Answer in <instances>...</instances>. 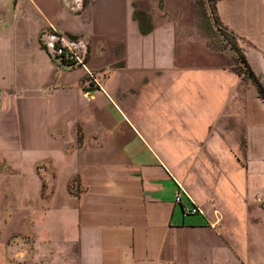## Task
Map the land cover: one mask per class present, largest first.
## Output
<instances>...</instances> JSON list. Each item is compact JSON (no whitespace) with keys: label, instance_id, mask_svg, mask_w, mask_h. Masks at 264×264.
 Returning a JSON list of instances; mask_svg holds the SVG:
<instances>
[{"label":"rangeland","instance_id":"obj_1","mask_svg":"<svg viewBox=\"0 0 264 264\" xmlns=\"http://www.w3.org/2000/svg\"><path fill=\"white\" fill-rule=\"evenodd\" d=\"M14 1L0 0V87L4 89L0 102V235H6L1 231L3 218L7 213L19 211L18 208L3 211L4 204L8 207L17 203L19 196L25 197L23 192L29 190L30 206L35 203L38 207V178L44 181L45 193L56 177L55 189L58 197H62L66 189L74 194L80 190L81 177L88 182L95 172L115 171L125 176L130 171L127 158L138 165L151 164L157 154L173 173L181 175L180 183L192 199L194 174L195 181L201 178L210 185V172L241 173L237 158L242 160L246 149L242 122L234 120L237 124L228 127L227 120L222 119L217 124L216 135L202 131L200 139L194 138L200 132L195 122L199 96L193 94V82L179 83L171 76H164L160 67L144 64L143 48L136 45L134 36L130 35V46H126L118 41L119 33L110 37L109 43L106 36L97 35L99 44L94 48L89 40L78 37L90 44L88 67L100 84L97 87L81 68H69L49 55L54 66L51 67L34 32L37 9L31 0H18L17 5ZM53 1L46 0L47 7ZM73 6L66 8L68 14L80 11V7ZM212 6L210 0H201L186 8L185 14H173L180 22L184 15L186 27L175 52L174 72L188 67L235 65L230 41L216 24ZM137 8L151 10L147 5ZM22 14H27V18ZM147 15L152 24L160 18L159 14ZM76 19L72 16L61 25L80 26ZM46 76L59 78L49 88H71L62 92L59 88L52 94L45 91L38 98L36 94ZM209 88L210 84L201 86L202 91ZM202 91L200 99L205 94ZM254 110L257 117L251 119V125L264 126V108L257 106ZM177 186L175 180L164 176L167 197L177 196ZM181 195L184 205L189 207ZM250 206L253 210L243 226L235 218L228 219L231 227L225 237L245 262L264 264V223L255 224L264 211V201L257 198ZM180 207L175 209L173 224H204L201 215L183 216ZM220 212L219 217L224 219V212L221 209ZM201 234L191 238L195 251L200 245L203 252L197 251L214 260V264H238L230 249L213 232Z\"/></svg>","mask_w":264,"mask_h":264},{"label":"crops","instance_id":"obj_2","mask_svg":"<svg viewBox=\"0 0 264 264\" xmlns=\"http://www.w3.org/2000/svg\"><path fill=\"white\" fill-rule=\"evenodd\" d=\"M31 1L38 12L34 25L38 46L50 63V56L40 41L42 31L50 25L69 36L86 38L92 48L99 44L97 35L106 36L109 43V38L119 33L118 41L126 46H130L132 35L136 45L143 48L144 64L160 67L164 76H171L179 83L193 82V94L199 96L195 122L200 132L195 133L194 138L200 139L202 131L216 135L217 124L222 119L227 120L228 127L234 126L235 121L242 122L246 149L242 160L235 156L241 166L240 174L210 172V185L204 184L201 178L195 181L197 175L194 174L191 194L204 214L201 215L204 224H173L178 205L174 201L176 197L166 196L164 176L175 180L178 190L184 188L180 183L182 177L173 173L165 159L157 154L151 164L138 165L126 157L130 171L125 176L115 171L95 172L88 182L81 177L80 190L74 194L66 189L62 197H58L55 189L56 177H52L54 181L45 193L44 181L38 178V207L35 203L30 206L29 190L23 192L25 197L19 196L17 203L2 206L6 212L13 208L19 211L7 213L3 218L1 231L6 235H0V264H200L207 261L208 256L199 252L202 251L200 245L195 251L191 238L205 232L219 237L238 264H250L232 247L225 233L231 227L228 219L235 218L243 226L248 221L249 211L253 210L250 203H255L257 198L264 201V126L250 123L257 117L254 108H264V101L257 97L256 88L231 67H188L174 72L175 52L186 27L184 15L180 22L173 14H185V9L194 7L198 0H85V5L81 0L80 8L75 0H55L50 8L46 0ZM17 2L15 0L14 4ZM137 5H147L151 10H140ZM70 6L80 11L68 14L66 8ZM135 10L160 15L148 35L140 33L138 21L134 19ZM215 10L223 27L238 37L239 47L264 87V0H215ZM21 16L27 18V14ZM72 16L77 17L80 26L62 27ZM51 67H54L52 63ZM58 81L59 78L46 76L36 96L39 98L45 91L52 94L59 88L60 92L71 88L48 87ZM205 83L210 84L208 91L201 89ZM0 90L3 99L4 89L0 87ZM201 91L205 92L203 99H200ZM220 209L224 219L219 217ZM260 213L258 223L253 222L256 225L259 221L264 223V211ZM213 262L210 258L205 264Z\"/></svg>","mask_w":264,"mask_h":264},{"label":"built area","instance_id":"obj_3","mask_svg":"<svg viewBox=\"0 0 264 264\" xmlns=\"http://www.w3.org/2000/svg\"><path fill=\"white\" fill-rule=\"evenodd\" d=\"M78 6H81V0H75ZM77 6V7H78ZM40 41L45 51L53 58L66 64L69 68L78 67L85 71L94 82L95 86L100 87L98 80L93 77L88 67V60L90 58V48L88 42L83 38L71 37L59 31L54 26L50 25L42 31ZM2 94L0 93V101ZM179 193L175 198L176 204L182 208L184 216L204 215L202 210L194 203L190 196L182 187H179ZM185 196L189 207L183 203L182 195Z\"/></svg>","mask_w":264,"mask_h":264},{"label":"trees","instance_id":"obj_4","mask_svg":"<svg viewBox=\"0 0 264 264\" xmlns=\"http://www.w3.org/2000/svg\"><path fill=\"white\" fill-rule=\"evenodd\" d=\"M199 1L201 0H198L196 3H198ZM210 1L214 4V6H212L211 8V12L213 13L212 15H214L215 22L225 31V34L230 41L229 50L233 52L235 55V61H234L235 65L230 69L234 73H236L239 77H241L244 81H249L256 88L257 97L260 100L264 101V87L258 81L254 72L249 66L242 49L238 45V41H236L237 36L233 32L229 31L227 28L223 27L218 16L216 15L215 0H210ZM85 3L86 1L84 0V5ZM134 19L138 21L140 33L142 35H148L153 31L151 18L146 13L139 10H135ZM65 66L67 65L65 64Z\"/></svg>","mask_w":264,"mask_h":264}]
</instances>
